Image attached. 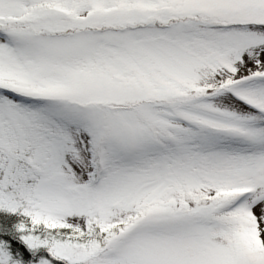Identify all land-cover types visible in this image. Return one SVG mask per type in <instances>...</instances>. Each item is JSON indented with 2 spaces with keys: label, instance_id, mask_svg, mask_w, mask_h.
I'll return each mask as SVG.
<instances>
[{
  "label": "snow or ice",
  "instance_id": "snow-or-ice-1",
  "mask_svg": "<svg viewBox=\"0 0 264 264\" xmlns=\"http://www.w3.org/2000/svg\"><path fill=\"white\" fill-rule=\"evenodd\" d=\"M0 264H264V0H0Z\"/></svg>",
  "mask_w": 264,
  "mask_h": 264
}]
</instances>
